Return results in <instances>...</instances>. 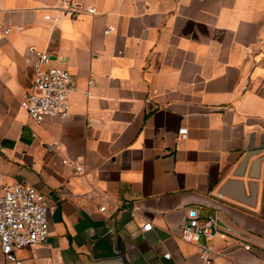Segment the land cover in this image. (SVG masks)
I'll return each mask as SVG.
<instances>
[{"label": "crops", "instance_id": "crops-1", "mask_svg": "<svg viewBox=\"0 0 264 264\" xmlns=\"http://www.w3.org/2000/svg\"><path fill=\"white\" fill-rule=\"evenodd\" d=\"M61 1L0 0V190L52 206L18 259L99 263L108 242L129 264H204L180 236L195 210L219 217L213 264H264V0ZM34 51L72 75L66 120L20 106Z\"/></svg>", "mask_w": 264, "mask_h": 264}, {"label": "built area", "instance_id": "built-area-1", "mask_svg": "<svg viewBox=\"0 0 264 264\" xmlns=\"http://www.w3.org/2000/svg\"><path fill=\"white\" fill-rule=\"evenodd\" d=\"M61 5L64 14L72 17L82 14L81 5L78 3L62 0ZM95 12L94 7L87 10L91 15ZM46 19L50 17L46 16ZM114 30L110 25L105 34ZM6 32H10V29ZM33 56L32 83L20 102L21 108L36 123H42L47 118L66 120L70 116L69 95L76 90L72 85L71 73L59 66H49L51 58L48 53L34 51ZM93 85L92 81L88 82V88ZM86 94H89V91H86ZM184 132L185 130H182V135ZM75 170L80 173L82 167L76 165ZM99 210L104 212L105 207L101 206ZM51 212L52 206L48 199L35 187L28 184L3 187L0 190V262L22 264L17 257V251L45 243L50 232ZM151 227L150 223H146L141 229L149 231ZM219 231L217 214L203 218L197 211L189 210L185 222L180 227V236L185 242L198 246V256L204 264H213L216 253L208 241ZM165 256L169 257V254Z\"/></svg>", "mask_w": 264, "mask_h": 264}, {"label": "water", "instance_id": "water-1", "mask_svg": "<svg viewBox=\"0 0 264 264\" xmlns=\"http://www.w3.org/2000/svg\"><path fill=\"white\" fill-rule=\"evenodd\" d=\"M260 150H264V147H261ZM255 149L251 146L249 149V153L247 155V160L259 153H254ZM264 161V156L257 159L255 161V166L259 165L261 162ZM245 164V162H244ZM242 165V168L244 166ZM237 176H242V174H238ZM252 178H255L254 176ZM104 242V241H103ZM102 243V242H101ZM102 250L105 252L104 254L100 255L97 258H101L103 261L99 263H92V264H129L125 255L119 250H115V248L112 245H108V242H104V245L102 246ZM97 258H94L93 260H98Z\"/></svg>", "mask_w": 264, "mask_h": 264}]
</instances>
